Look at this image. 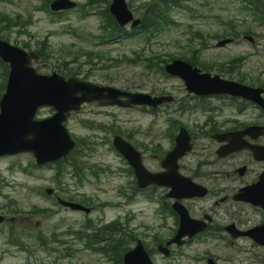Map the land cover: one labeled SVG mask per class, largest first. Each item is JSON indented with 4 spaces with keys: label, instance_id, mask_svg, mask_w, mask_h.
Returning <instances> with one entry per match:
<instances>
[{
    "label": "rangeland",
    "instance_id": "rangeland-1",
    "mask_svg": "<svg viewBox=\"0 0 264 264\" xmlns=\"http://www.w3.org/2000/svg\"><path fill=\"white\" fill-rule=\"evenodd\" d=\"M73 1L80 5L86 0ZM148 1L150 3V0H126L130 9L145 6ZM187 5L189 11L176 10L171 13L177 26L169 27L149 42L139 36L142 40L123 39L121 43L105 46H99L97 41L90 37L100 33V18L96 10H89V14L84 17L76 10L65 11L54 17L42 9L43 0H0V13L21 14L25 19L29 16L32 19L33 24L20 37L16 29L3 33L9 36V43L12 45L17 42L16 46L21 47L23 42L29 41L34 49L37 41L47 34L50 36V45L56 53L52 51L50 58L42 64L34 65L40 74L58 72L62 61L70 59L64 54L65 47L73 45L72 50L91 51L94 48L101 56L81 57L76 64L69 65L80 67L78 78L87 76L86 81L96 85L112 86L131 93H170L176 99H183L189 104L180 80L170 79L160 70L147 71L141 61L131 64L124 59V56L140 59L136 58L135 54L158 56L161 60L169 59L170 55L175 60L187 64L204 65L207 62L213 64L211 74H217L223 79L237 81L244 75L246 84L254 82L259 85L256 83L258 79L264 82V26L255 25L246 12L239 10L238 4L233 0H190ZM134 15L139 18L138 12H134ZM230 23L236 25L239 32L251 30L253 34L249 35L254 38V44L243 40L244 34L241 33L238 41L216 48L215 44L219 39L215 38L229 33ZM126 31L129 32L128 29ZM196 32L202 33L205 38V46L198 53L193 51L198 46L193 36ZM238 57L244 58L239 75L235 72L234 75H229L228 66L220 67L221 64H227L231 59ZM2 83L0 71V87ZM195 101H190V106L194 105ZM223 104L213 102L211 106H222V116H229V107L224 108ZM168 107L175 111L180 109L176 103L169 104ZM189 112L191 113H188V110L183 114L178 112L173 114V117L183 126L189 121V129L198 141L196 153L201 154L200 150L208 141L198 134L199 129L196 127L202 124L208 114L199 109ZM52 114V110L43 108L39 110L36 118L49 117ZM166 117L167 113H162L155 121L153 116L142 114L137 109L100 107L95 104L83 105L79 112L69 117L65 124L68 132L73 139L82 141L77 155V165L81 172L77 178H73L65 175L64 171L65 177L61 187L67 188L66 197L73 198L76 202L89 197L95 205H104L95 206L89 215L59 208L54 204L53 197L45 194L46 189H53L57 194L62 193L57 179L54 178L53 167H29V163L34 164L29 154L0 158V211L5 217V221L0 224V264H114L115 257L104 253L107 247L94 252L86 245L89 240L75 239V232L91 234V229L86 230L88 219L92 220L93 227H98L96 229L119 221L121 228L115 229L111 235L116 239L117 257L135 249L136 241H139L144 245L146 253H149L152 264H205L207 257L214 259L217 264H264V248L254 245L248 238H229L231 244L229 240L207 236L191 246L169 247L172 251L169 258L156 251L157 246L161 242L164 244L172 235L170 231L159 230L163 217L159 216L157 200L149 201L141 192H135L134 178L126 173L127 164L112 148L111 141L114 135L129 141L144 155L145 168L150 172H157L160 168L156 159L162 155L155 154L157 152H154V146L160 145L164 152L170 149L168 140L161 136L167 129ZM83 122L89 124L90 128L83 127ZM255 122L264 123V114ZM97 126L100 131L94 130ZM200 131L205 132V129ZM196 153L189 157V161H199L195 157ZM241 161V158L235 159L233 165ZM229 166V163H220L215 170L230 174ZM215 170L210 166L208 169L195 171L202 173L201 176L209 182L207 185L213 189L214 196L192 206L193 217H203L202 212L210 214L215 221L213 226L220 230L221 227L234 225L238 230L246 231L261 225L264 212L233 202L219 203V200L227 195L220 193V190H235L239 182L231 176L220 180L213 176ZM94 173L97 177L91 175ZM162 191L159 189L151 194L154 197L156 194L165 197L166 190ZM56 193L53 195L56 196ZM166 201L171 205L172 200ZM216 202L218 205H215ZM185 205L189 208V204ZM35 207L47 212L36 213ZM168 225L170 226L171 222ZM214 231H209V234L214 235ZM219 235L224 236V233Z\"/></svg>",
    "mask_w": 264,
    "mask_h": 264
},
{
    "label": "water",
    "instance_id": "water-1",
    "mask_svg": "<svg viewBox=\"0 0 264 264\" xmlns=\"http://www.w3.org/2000/svg\"><path fill=\"white\" fill-rule=\"evenodd\" d=\"M72 5L67 0H58L52 5L53 10L70 8ZM115 7V8H114ZM114 8V9H113ZM112 12L117 17H126L121 0H115ZM0 55L10 62L11 72L9 74L6 94L1 101L0 114V145L24 146L23 150H31L35 153L39 162L50 161L61 155V138H65L62 131L58 130V135L47 136V132L54 128L58 116L48 122L35 123L32 121L36 108L41 105H52L59 111L60 116L65 114L74 99L77 103L83 101L97 100L99 103L108 102L112 96H116L113 90L95 88L90 85L81 84L74 80L65 82L63 78L52 75L51 77L37 76L35 72L28 68L29 56L19 50H11L0 44ZM189 84V77H185ZM80 94L82 97L77 98ZM103 95V100L100 97ZM109 103H114L110 101ZM117 103V102H116ZM132 102V99L130 100ZM70 109V108H68ZM67 109V110H68ZM15 124L16 128L13 127ZM8 131L7 138L23 137V141L17 140L8 144L4 140L2 131ZM117 148L124 154L129 152V148L119 139L115 141ZM63 148V147H62ZM58 152V153H56ZM53 153H56L54 156ZM251 201L254 205H259L260 201ZM257 243L264 245V229H254L246 233ZM125 264H150L143 248L138 245L137 249L125 257Z\"/></svg>",
    "mask_w": 264,
    "mask_h": 264
},
{
    "label": "trees",
    "instance_id": "trees-1",
    "mask_svg": "<svg viewBox=\"0 0 264 264\" xmlns=\"http://www.w3.org/2000/svg\"><path fill=\"white\" fill-rule=\"evenodd\" d=\"M172 1H174V0H155L151 4L152 7H149V9H147L145 11V13H144V16H143L144 18H142L141 28L144 29V30L149 29V31L155 30V28L157 26H159L160 20L163 19V16H165L166 11L170 9L169 5L172 3ZM15 18L18 21V23L20 21H22L20 17H15ZM147 18L149 20H147ZM10 19L11 18L8 19V17H4L3 20L7 23V25H9ZM64 68H65V70L67 72V75H69V76L76 75L73 70L68 69L66 66ZM116 227L117 226H115V225H111L108 228H112L113 229V228H116ZM96 241H98V240H96ZM115 244H116V240H112V242L110 244L111 245L110 248H112V252L115 255H117V248L118 247H115Z\"/></svg>",
    "mask_w": 264,
    "mask_h": 264
},
{
    "label": "flooded vegetation",
    "instance_id": "flooded-vegetation-1",
    "mask_svg": "<svg viewBox=\"0 0 264 264\" xmlns=\"http://www.w3.org/2000/svg\"><path fill=\"white\" fill-rule=\"evenodd\" d=\"M225 125L228 126L227 124H225ZM254 144L264 145V143H262V144L254 143ZM244 153L246 154L245 161L242 164H240L239 166H242L245 168L242 178H246L245 183L243 185V186H246V185H251V184H254L257 182V179H258L260 173L264 171V163L254 160L252 158L251 154L246 152V151H243L239 155L242 156V154H244ZM234 157H237V156H232V157H230V159H232ZM239 166H237L236 168H238ZM236 168L233 170V173L236 172ZM195 175H196L195 180L199 183H203V182H201L202 180L200 177L202 175V173L197 172ZM187 204H189V214L191 215V211L193 212L191 205L194 204V200L187 201Z\"/></svg>",
    "mask_w": 264,
    "mask_h": 264
},
{
    "label": "bare ground",
    "instance_id": "bare-ground-1",
    "mask_svg": "<svg viewBox=\"0 0 264 264\" xmlns=\"http://www.w3.org/2000/svg\"><path fill=\"white\" fill-rule=\"evenodd\" d=\"M13 127H15L16 128V126H15V124H13ZM8 131H2V134L4 135V140L8 143V144H10V143H12V142H16L17 140H20V141H23V137H21V136H18V137H15V138H7V137H5V135H6V133H7ZM54 135H58V130L56 129V128H53V129H51V130H49L48 132H47V136L48 137H52V136H54Z\"/></svg>",
    "mask_w": 264,
    "mask_h": 264
}]
</instances>
